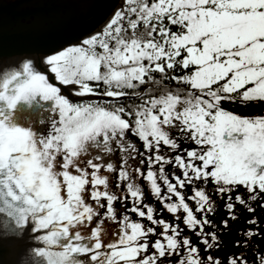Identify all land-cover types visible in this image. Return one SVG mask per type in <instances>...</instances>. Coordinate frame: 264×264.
I'll return each mask as SVG.
<instances>
[{
  "label": "snow or ice",
  "instance_id": "1",
  "mask_svg": "<svg viewBox=\"0 0 264 264\" xmlns=\"http://www.w3.org/2000/svg\"><path fill=\"white\" fill-rule=\"evenodd\" d=\"M121 21L131 38L119 36ZM141 21L150 29L144 37L135 33ZM37 60L57 81L81 85L80 94L94 91L84 81L131 88L177 65L190 71L175 78L196 91L144 93L126 119L124 107L70 103L34 67ZM0 87V244L10 242L11 264H35L34 256L47 264H264V247L254 239L264 242L257 217L234 241L241 251L224 258L213 254L221 236L210 218L219 201L232 219L237 203L249 212L252 202L264 206V115L248 118L221 107L225 99L264 101V0H125L102 31L22 57V70ZM36 93L54 100L46 134L9 119L18 99ZM116 153L118 170L104 160ZM102 170L116 173L114 188ZM141 178L159 209L145 201ZM165 210L171 219L161 215ZM218 223L226 228L228 219Z\"/></svg>",
  "mask_w": 264,
  "mask_h": 264
},
{
  "label": "water",
  "instance_id": "2",
  "mask_svg": "<svg viewBox=\"0 0 264 264\" xmlns=\"http://www.w3.org/2000/svg\"><path fill=\"white\" fill-rule=\"evenodd\" d=\"M37 2L42 3L43 0ZM22 3L31 5L27 1ZM118 4L119 0H93L88 5L67 9L64 14L59 13L60 7L55 1L51 2L50 8H44V13L26 6L16 9L13 5L3 7L0 4V58L40 55L46 49L56 51L75 44L96 30ZM42 15L47 18L39 19ZM57 249L54 246L51 252L53 259L57 258L54 255Z\"/></svg>",
  "mask_w": 264,
  "mask_h": 264
},
{
  "label": "flooded vegetation",
  "instance_id": "3",
  "mask_svg": "<svg viewBox=\"0 0 264 264\" xmlns=\"http://www.w3.org/2000/svg\"><path fill=\"white\" fill-rule=\"evenodd\" d=\"M23 1H27L31 5H29L28 3L23 4L22 3ZM30 1H32V0H0V4H2L3 7L13 5L14 8L17 7L18 9L24 8V6H26V7H30V10L36 9V10L42 11V13H44V11L46 10L44 8H50L51 2L55 1L58 4V6L61 8V9L59 8V13L64 14V13H66L67 9L76 8L77 6L79 7L81 5H88L93 0H43L42 3H38L37 0L36 1L34 0L35 3L30 2ZM120 1H125V0H120ZM22 10H19V11H22ZM13 11H16V10H13ZM13 15H11V16H13ZM44 18H47V16L42 15L39 19L44 20ZM37 56H39V55L38 54H35V55L24 54V55L3 56L2 58H0V85H2L3 79L6 78L8 75H10L13 71L22 70V57H37ZM34 67H36L37 70L43 72L47 76L49 83H53L54 86L59 88V86H57V84L55 83L53 77L50 76L51 72L48 69H46L43 64H41L37 60L34 63ZM0 90H2V87H0ZM35 95H39V93H36ZM33 100H35V97H33ZM16 102H15L14 106L8 110L11 113V115L9 116V119L14 124H17L21 127H29L30 129L35 131L38 128V126L35 125L34 123L36 122V120H38V117L41 115L42 111H33L34 109L31 106L32 104L30 106H29V104H26L25 106H23L22 104L19 105ZM31 103H32V101H31ZM48 110H49L48 115H52L50 113V109H48ZM252 112L256 113V109ZM252 112H250L249 114H251ZM54 118L58 119V114ZM44 119H46V118H44ZM49 128H50V126H49ZM44 129H46V126L44 127ZM188 148H199V146L195 145L192 142H189ZM134 163H138V161H134ZM101 174H106L109 176L110 185L114 188L115 187V175H114V173H112V172L105 173L102 170ZM139 182L143 185V182H145V181L141 178ZM122 190L123 189H121V191ZM207 191L209 193L213 192V185L211 183H209V185L207 186ZM240 191L242 193L245 192L243 187H241ZM144 192H145V201L149 202V203H153L155 205V207L157 209H159L161 207L159 201H155L153 199V197L151 196L146 184H144ZM234 195L235 194H233V198H234ZM217 199H218V197H217ZM245 200L247 203V196H245ZM224 203H225L224 201H219L218 207L216 209V214L214 216L210 217L214 222H217L216 223V230H217V232L220 233V236L222 235V232L224 229V232H225L224 237H226L230 233L232 236H234V238L241 237L240 236V230L241 229H247L248 228L247 221L250 219V217L255 216L258 218L259 215H257L256 211H258L260 208L264 207V206H261V203L259 201H255V202L251 203V207L254 209V211L249 212V211H247L246 205H241V204L237 203L236 207H235L236 218L232 219V218L228 217L227 212L225 211V208H224ZM117 206H118V204H117ZM132 215L135 216L134 213H132ZM161 215L167 219H171L170 214L166 210L163 211L161 213ZM223 219H228V226L226 228L222 227L218 223L219 220H223ZM82 231L85 233L86 229H82ZM111 238H113V237L111 236V234H109L108 237H106L105 243L109 242ZM195 239H196L195 236H193V240H195ZM241 239H242V237H241ZM8 243H10V242L5 241L2 244H0V261H2L3 264H11V262L14 258L13 255L8 251V249L6 247ZM26 246L27 245L24 243L20 244L21 252H23V249ZM34 246H42V244L34 245ZM53 248H54V246H53ZM53 248L49 247V252H53ZM234 249H238L239 251H241V249L235 247L234 243L232 245L230 243V245H228V246L220 247L218 251L214 249L213 254L217 255L220 253H225V254L227 253L228 254L227 256H229L230 253ZM58 250H59V248L56 251H58ZM101 251H103V249ZM34 260H35V264H47V260L44 257H35L34 256Z\"/></svg>",
  "mask_w": 264,
  "mask_h": 264
},
{
  "label": "trees",
  "instance_id": "4",
  "mask_svg": "<svg viewBox=\"0 0 264 264\" xmlns=\"http://www.w3.org/2000/svg\"><path fill=\"white\" fill-rule=\"evenodd\" d=\"M149 2H151V0H149ZM133 7V6H132ZM133 19L135 18L134 16L132 17ZM165 24L167 25V21L165 20ZM121 25H122V29L121 32L119 33L120 37L123 38H131L132 32L133 30L130 29V27L127 25L126 21H121ZM173 31H176L177 28L179 26H171ZM115 25H113V35H115ZM150 30V29H146L145 25L143 24V22H139L136 29H135V33L138 37H144L146 35V32ZM158 31V30H157ZM157 39H161V37H157ZM107 41L109 43L110 46H114L115 45V40L112 39L111 37L107 38ZM96 50L97 52H100L102 49H100L99 45L96 46ZM147 61H145L146 63ZM185 71H190V68L185 70L181 65H177L174 69H166V74H162L159 71L156 72H152L150 73V76L152 77V80L149 81L148 77H145V83L143 84H138V82L135 84L138 86H134V87H121V88H117L115 85H112L111 88H109L107 85L104 84L103 81H84L85 83H88L92 88H93V92L97 93V94H104L107 92H119L121 94L127 95L124 99L121 100H114V101H101V100H92L91 102L94 101H98L101 103V106H107V105H111L114 107H124L126 109V112L124 115V118L127 119H131L127 116V111L131 110L133 111L132 107L135 108L136 105L141 104V102L143 100L146 99L145 95H142L144 93H147V95H156L159 96L161 94H166L168 91H171L173 94H178L181 97L187 96L189 91H193L195 92V89H192L191 85H189L188 83L184 82V81H180L178 79H176L175 77H178L180 75H183ZM135 83V81L133 82ZM219 85H214V87H218ZM89 101H81L78 102L77 104L80 103H87ZM256 105L254 106H244L243 105V101H238L235 102L233 104H230L232 106L236 105L237 109L241 111V113H247V112H252V110L256 109V113H258V110L260 108H264V101H259L257 100V103H255ZM229 103L225 105V109L229 112H232L234 114H241L233 111L232 106H230ZM246 107V108H245ZM245 108V109H243ZM182 147L187 149L188 148V143L185 144L182 142ZM166 150V149H165ZM183 155L186 156V152L182 153ZM174 155V153H173ZM108 156H106L105 162L108 161ZM111 160H113V162H115L116 166L119 167V155H115L112 157L111 156ZM144 170L146 171L147 168V164L145 163V165H143ZM166 171L171 172L172 171V166L169 165L166 167ZM176 171L179 173V169H176ZM146 184V182H143V185ZM147 186V185H146ZM148 188V187H147ZM257 212V215H259L258 219L260 221L259 227L261 228V230H264V207L260 208ZM248 227H250L251 225L248 224ZM224 229L221 235V243H220V247H225L231 245L234 243L235 240L237 239H241V237H236L234 238V236L231 235V233L229 235H227L226 237H224ZM257 239V243L260 247H264V242L259 241L258 238H254ZM222 251V250H221ZM253 251H255V249H253ZM240 252L238 249H234L230 255H232L233 253H238ZM228 254L226 253H220L217 254L215 256H220L221 258L226 257ZM229 255V256H230ZM252 254L251 252H249V259L251 260Z\"/></svg>",
  "mask_w": 264,
  "mask_h": 264
},
{
  "label": "rangeland",
  "instance_id": "5",
  "mask_svg": "<svg viewBox=\"0 0 264 264\" xmlns=\"http://www.w3.org/2000/svg\"><path fill=\"white\" fill-rule=\"evenodd\" d=\"M140 2H142V0H135V3H140ZM120 3V2H119ZM125 3V1H121V6L123 5ZM132 6H135V4H129L128 5V7H132ZM120 7V6H119ZM102 29H103V26H101L100 27V29H98L97 31H95V32H93L92 33V35L94 34V33H96V32H99V31H102ZM131 29V28H130ZM90 36V35H89ZM139 36V35H138ZM82 42V41H81ZM80 41L78 42V43H81ZM45 67V66H44ZM46 69H48L50 72H51V69H50V66H48V67H45ZM101 71H104V69L103 68H101ZM51 74H52V76H53V79L57 82V83H63L62 81H57L56 79H55V74L54 73H52L51 72ZM137 82L135 81V83H134V85L136 84ZM68 86H67V88L68 89H70L71 91H72V93H74V95L75 96H78V97H81V96H87V95H89L87 98H91V93H85V94H80L79 92H78V89H79V87L81 86V85H77L74 81H71L70 80V82H69V84H67ZM92 94H93V92H92ZM33 97H35V100H33ZM31 101H32V103H31ZM238 101H243V100H236V101H230L229 103L230 104H233V103H235V102H238ZM17 104H19V105H23V106H25L26 104H29V106L31 105L32 106V108L34 109L33 111H42V113H41V115L38 117V120H36V122L34 123L35 125H37L38 126V128L35 130V131H42V132H44L45 134L47 133V131H48V128H49V126H51V121H50V119H47L48 118V116H51V115H48V112H49V110L48 109H50L51 107H53L54 106V100L52 99V98H47V99H42L41 98V95L39 94V95H34V96H32V97H30L29 99H27V100H25V99H19L17 102H16ZM243 103H244V101H243ZM226 105V104H225ZM225 105L223 106V108L225 107ZM137 106V105H136ZM136 106H135V108H136ZM230 106H232V105H230ZM105 107H108L110 110H111V108H113L114 106H112L111 107V105H107V106H105ZM133 109V111H135V108L134 107H132ZM232 109H233V111H235V112H241L240 110H238L237 109V107H236V105H234V106H232ZM254 111V110H253ZM258 115H264V108H262L260 111H259V114ZM44 118H46V119H44ZM59 118V117H58ZM248 118H254V117H248ZM127 119V118H126ZM46 126V129H44V127ZM115 155H119L118 153H116ZM114 155H112V157H113ZM82 159H87V157H82ZM106 159V157H104V160ZM108 159H111V156H108ZM107 162V161H106ZM115 163V162H114ZM118 168L119 167H117V170H118ZM91 169H89V171H90ZM114 175H116V173H114ZM135 217V216H134ZM86 230H88V229H86ZM112 239V238H111ZM110 239V240H111Z\"/></svg>",
  "mask_w": 264,
  "mask_h": 264
},
{
  "label": "bare ground",
  "instance_id": "6",
  "mask_svg": "<svg viewBox=\"0 0 264 264\" xmlns=\"http://www.w3.org/2000/svg\"><path fill=\"white\" fill-rule=\"evenodd\" d=\"M55 81V80H54ZM56 83V82H55ZM59 84H60V94L61 95H64L66 98H70V97H72V101H76V100H78L77 98H80V97H78V96H75L74 95V93H72V91L70 90V89H68L67 88V86L68 85H65L64 83H60L59 82ZM95 94V93H94ZM48 117H50V116H48Z\"/></svg>",
  "mask_w": 264,
  "mask_h": 264
}]
</instances>
